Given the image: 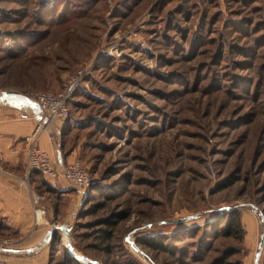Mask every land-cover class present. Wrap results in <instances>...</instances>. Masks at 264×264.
Returning a JSON list of instances; mask_svg holds the SVG:
<instances>
[{"label": "rangeland", "instance_id": "374dc122", "mask_svg": "<svg viewBox=\"0 0 264 264\" xmlns=\"http://www.w3.org/2000/svg\"><path fill=\"white\" fill-rule=\"evenodd\" d=\"M77 76L93 183L38 250L0 220V264H264V0H0V89Z\"/></svg>", "mask_w": 264, "mask_h": 264}, {"label": "crops", "instance_id": "0c3cea01", "mask_svg": "<svg viewBox=\"0 0 264 264\" xmlns=\"http://www.w3.org/2000/svg\"><path fill=\"white\" fill-rule=\"evenodd\" d=\"M42 117L34 99L14 89H0V220L21 234H47L51 223L63 215L61 206L71 211L80 201L81 190L64 177L52 179L26 171L25 137ZM64 126V120H53L39 137L40 146L60 166L76 159L61 143Z\"/></svg>", "mask_w": 264, "mask_h": 264}, {"label": "built area", "instance_id": "2783aa9c", "mask_svg": "<svg viewBox=\"0 0 264 264\" xmlns=\"http://www.w3.org/2000/svg\"><path fill=\"white\" fill-rule=\"evenodd\" d=\"M79 77L71 79L61 91H27L25 94L34 99L43 111V117L38 121L33 131L25 137L27 144L26 171L28 175L37 171L46 177L57 179L64 177L75 187L86 189L93 183V176L84 164L76 158L64 166H60L50 153L39 144V137L48 128L51 121L66 120L71 116V100L77 90ZM20 116L28 117L21 113ZM53 140L55 136L50 135Z\"/></svg>", "mask_w": 264, "mask_h": 264}, {"label": "trees", "instance_id": "16d2710c", "mask_svg": "<svg viewBox=\"0 0 264 264\" xmlns=\"http://www.w3.org/2000/svg\"><path fill=\"white\" fill-rule=\"evenodd\" d=\"M104 221L107 223H114V220L105 219ZM226 231L228 234H233L236 231L240 232V233L244 232V228H243L242 222H241V216H240V213L238 211L232 212L231 219L229 221L228 228ZM106 233H108V231H106ZM150 244H153V243H150Z\"/></svg>", "mask_w": 264, "mask_h": 264}, {"label": "water", "instance_id": "95a60500", "mask_svg": "<svg viewBox=\"0 0 264 264\" xmlns=\"http://www.w3.org/2000/svg\"><path fill=\"white\" fill-rule=\"evenodd\" d=\"M62 228L66 229L67 226L66 224H63L61 226ZM58 229V226L56 225H53L47 232V234L45 235V237L38 243L36 244L35 246H33L32 248L29 249V251H35V250H38L39 248L43 247L51 238H52V234L54 233V231H56ZM79 259L81 260H84V261H87L88 262V259L84 258V257H81L79 256L78 257Z\"/></svg>", "mask_w": 264, "mask_h": 264}]
</instances>
